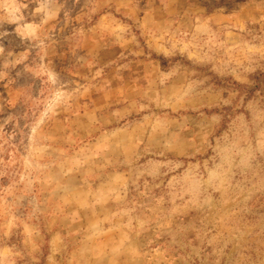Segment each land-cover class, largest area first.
Returning a JSON list of instances; mask_svg holds the SVG:
<instances>
[{
    "label": "rangeland",
    "instance_id": "rangeland-1",
    "mask_svg": "<svg viewBox=\"0 0 264 264\" xmlns=\"http://www.w3.org/2000/svg\"><path fill=\"white\" fill-rule=\"evenodd\" d=\"M0 264H264V0H0Z\"/></svg>",
    "mask_w": 264,
    "mask_h": 264
}]
</instances>
